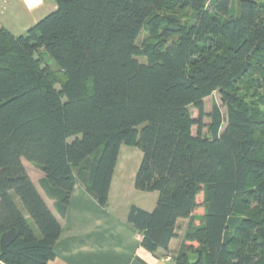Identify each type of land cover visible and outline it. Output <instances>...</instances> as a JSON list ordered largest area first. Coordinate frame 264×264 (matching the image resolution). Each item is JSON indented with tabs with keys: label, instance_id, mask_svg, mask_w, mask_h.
Segmentation results:
<instances>
[{
	"label": "trees",
	"instance_id": "1",
	"mask_svg": "<svg viewBox=\"0 0 264 264\" xmlns=\"http://www.w3.org/2000/svg\"><path fill=\"white\" fill-rule=\"evenodd\" d=\"M54 1L26 34L0 26V240L18 231L0 264L54 259L76 184L107 208L122 146L159 194L127 217L143 248L264 264V0ZM216 92L225 118L205 112Z\"/></svg>",
	"mask_w": 264,
	"mask_h": 264
},
{
	"label": "crops",
	"instance_id": "2",
	"mask_svg": "<svg viewBox=\"0 0 264 264\" xmlns=\"http://www.w3.org/2000/svg\"><path fill=\"white\" fill-rule=\"evenodd\" d=\"M132 149L139 150L129 146L120 149L107 208L100 207L79 184L75 185L66 216L59 217L62 233L54 245V259L48 264H174L164 251L152 254L143 248L142 236L126 222L132 206L152 212L159 199L157 192L135 188L143 155L140 159ZM36 175L31 176L32 180L57 214L54 201L40 189L42 173Z\"/></svg>",
	"mask_w": 264,
	"mask_h": 264
},
{
	"label": "rangeland",
	"instance_id": "3",
	"mask_svg": "<svg viewBox=\"0 0 264 264\" xmlns=\"http://www.w3.org/2000/svg\"><path fill=\"white\" fill-rule=\"evenodd\" d=\"M57 10V4L54 0H0V26L4 27L12 34L19 36L26 34V32L33 27L37 22L45 18L50 13ZM148 34L146 32L142 33L139 38V43L141 44L147 39ZM217 104L220 106L224 118L227 116V109L223 105L221 100V95L219 92L214 93L212 96L205 101V112L211 113L213 106ZM194 118H198V112L195 109H191ZM206 125H209L210 118H205ZM208 129L204 128L203 133H207ZM193 133H197V127H194ZM134 153H138L141 159L142 153L139 150L132 149ZM135 155H138L136 154ZM138 157V160H139ZM25 167L28 169L30 175L36 178L37 173H41L35 165L23 161ZM203 201V195L199 198V203ZM204 209L200 206L196 211V216L201 217L203 215ZM196 224H199L196 221Z\"/></svg>",
	"mask_w": 264,
	"mask_h": 264
},
{
	"label": "water",
	"instance_id": "4",
	"mask_svg": "<svg viewBox=\"0 0 264 264\" xmlns=\"http://www.w3.org/2000/svg\"><path fill=\"white\" fill-rule=\"evenodd\" d=\"M18 237V231L16 229H12L8 232H6L1 240H0V245L4 249L8 247L10 244H12Z\"/></svg>",
	"mask_w": 264,
	"mask_h": 264
},
{
	"label": "built area",
	"instance_id": "5",
	"mask_svg": "<svg viewBox=\"0 0 264 264\" xmlns=\"http://www.w3.org/2000/svg\"><path fill=\"white\" fill-rule=\"evenodd\" d=\"M167 260H168V261H170V260H171V258H167Z\"/></svg>",
	"mask_w": 264,
	"mask_h": 264
}]
</instances>
